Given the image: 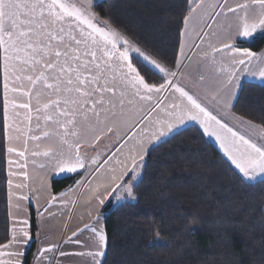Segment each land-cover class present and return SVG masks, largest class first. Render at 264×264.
<instances>
[{
  "label": "snow or ice",
  "instance_id": "obj_1",
  "mask_svg": "<svg viewBox=\"0 0 264 264\" xmlns=\"http://www.w3.org/2000/svg\"><path fill=\"white\" fill-rule=\"evenodd\" d=\"M186 4L179 33L181 58L189 40L196 49L207 43L206 50L192 55L218 65L216 72L226 76L223 87L237 79L239 69L234 66L264 65V56L236 46L238 38L264 33V0H186ZM93 6L94 0H0V132L12 222L0 242V264H25L33 237L29 218L22 215L27 211L22 202L29 200L25 189L38 191L33 183L37 169L59 175L77 173L86 164L97 165V158L88 161L81 148L94 146L111 133L122 143L108 158L115 163L107 168L108 178L89 189L90 201L95 199L99 205L118 189L136 200L135 182L145 167L149 147L188 121L199 123L206 135L215 137L242 182L264 184V142H257L264 141V125L243 121L255 130L257 139H253L222 122L184 87L173 83L175 71L164 67L118 26L100 20ZM136 57L163 73L164 82H150L141 71L143 65L134 62ZM181 64L182 59L177 60L176 66ZM252 74L264 80V67ZM169 89L172 101L161 106L166 98L161 94ZM48 190L46 177L42 178L39 191ZM114 198L123 199L119 194ZM57 199L49 192V206ZM85 228L94 234L93 243L75 242L88 250L61 251L60 255L87 258L84 264H102L106 232L99 219ZM56 247L42 246L36 264H43L45 254Z\"/></svg>",
  "mask_w": 264,
  "mask_h": 264
},
{
  "label": "trees",
  "instance_id": "obj_2",
  "mask_svg": "<svg viewBox=\"0 0 264 264\" xmlns=\"http://www.w3.org/2000/svg\"><path fill=\"white\" fill-rule=\"evenodd\" d=\"M186 9V0H103L92 11L174 71ZM236 46L258 53L264 34ZM134 62L143 65L150 82H164L150 65L137 57ZM233 112L264 125V84L244 83ZM82 175L53 180L54 195L75 186ZM6 178L0 132V242L11 227ZM136 185V200L117 207L109 202L103 209V264H264V184L242 182L198 127H187L151 149ZM37 214L31 206L33 242L25 264H33L37 250Z\"/></svg>",
  "mask_w": 264,
  "mask_h": 264
},
{
  "label": "crops",
  "instance_id": "obj_3",
  "mask_svg": "<svg viewBox=\"0 0 264 264\" xmlns=\"http://www.w3.org/2000/svg\"><path fill=\"white\" fill-rule=\"evenodd\" d=\"M100 1L103 0H94V4ZM74 2L80 3L81 0H74ZM213 27L215 28V25ZM204 30L208 31L207 28ZM262 34L264 33L258 31L252 38H238L236 45L238 43L250 42L255 37ZM193 39H195L196 43L200 42L196 37H193ZM188 45L189 47L185 48L186 55L184 58H181L178 54L177 60L182 59V64L180 67L176 66L174 70L177 75L172 78L173 83H178L180 86L184 87L190 94H192L202 104H204L213 114L221 119L222 122L227 123L234 130L245 136H251L253 139H257L255 130L250 129L246 124H244L243 121L246 119L235 114L233 112V108L244 83L250 82L264 84V80H261L258 76L252 74L253 72H258L260 67H264V65L254 62L253 64L248 65L247 68L243 65L234 66L239 69L236 71L237 79H233L231 85L223 87V81H225L226 76L225 74L216 72V67L218 65H214L210 61L200 60L198 56L192 55V53H198L201 51V49L206 50L207 43L201 45V49H196L193 47L192 40L188 41ZM256 54L258 57L264 56V49ZM220 59L221 55L217 53V60L219 61ZM227 59V57H224L225 61H227ZM201 76H203V80H201ZM161 95L162 97H166L165 99H162L161 106L171 103V89L162 93ZM213 95H215L216 99H212ZM235 117H240L242 119L238 120L235 119ZM190 126L198 127L205 137L227 159L215 137L206 135L199 123L194 121L186 122L167 137H164L158 143L151 145L149 147V152L157 145ZM257 142L264 141L258 140ZM120 143H122V140H118L116 135L111 133L102 137L94 146L85 145L82 147L81 154L85 156L88 161L94 157L97 158L98 163L97 165H93L91 167L86 164L85 169H81L77 173H63L56 175L51 172H47L44 169H37L36 174L33 177V183L38 191L33 193L30 192L29 189H25L24 191L29 195V200L22 202V204L27 209L25 213H22V215H25L29 218L30 225V207L34 206L38 212L37 217L39 226V240L33 264H36L38 250L42 246H48L50 244H56L57 247L54 248L52 252L45 254L46 259H44L43 264H84V261L87 258L77 255L62 256L60 255V252L64 251L68 253H75L87 251V247L75 242L76 240H80L83 242V245H91L93 243L94 234L86 229L85 225L95 224L97 219H99L100 226L105 230L104 219L107 213L103 212L104 207L109 202L113 205V207H117L121 204L114 198L116 193H113L105 200L103 205H99L95 199L90 201L91 193L89 191L90 187H95L97 183L105 181L110 175V173L107 172V168L115 167V163L114 160H109L108 158L112 155L115 149L119 147ZM117 155L119 156V154ZM106 161L108 162L105 163ZM143 163L145 165V160ZM232 166L234 167V165ZM31 168L32 165L30 164L29 169L31 170ZM143 169L141 170V176ZM80 173L83 175L76 185L60 193L59 195H55L58 198L57 201L49 206V192L51 195H54L52 191V181L55 179L75 176ZM141 176L138 177V180L135 183L140 180ZM45 177L47 184L49 185L48 192L39 191L40 180ZM89 182H91V185ZM101 191H103V189H101ZM63 193H68V195L64 196L62 195ZM37 197L39 198L37 199ZM13 212L16 213V210L13 209ZM89 212H91V215H89ZM10 223L12 224L11 219ZM81 229H84V231H80ZM73 232L77 233V235L72 236ZM69 237H72L71 242L66 243ZM31 245L32 243L26 249L25 257ZM104 259L105 257L102 260V264Z\"/></svg>",
  "mask_w": 264,
  "mask_h": 264
},
{
  "label": "rangeland",
  "instance_id": "obj_4",
  "mask_svg": "<svg viewBox=\"0 0 264 264\" xmlns=\"http://www.w3.org/2000/svg\"><path fill=\"white\" fill-rule=\"evenodd\" d=\"M101 20V19H100ZM258 36H260V35H258ZM256 38V37H255ZM244 43V42H243ZM239 44V43H238ZM133 55H135V54H133ZM137 58H139V57H137ZM140 60H142V58H139ZM143 61V60H142ZM144 62V61H143ZM146 63V62H145ZM151 66V65H150ZM154 70H156L158 73H160L159 71H158V69H155L153 66H151ZM161 75H163L164 76V74L163 73H160ZM164 78H165V76H164ZM137 180H138V178H137ZM117 194H119L120 196H122L123 197V199H121V200H119L118 202H120V203H123V202H125V201H129V200H131V199H129V198H127V194L126 193H124V192H121L119 189L117 190V193H116V195Z\"/></svg>",
  "mask_w": 264,
  "mask_h": 264
}]
</instances>
